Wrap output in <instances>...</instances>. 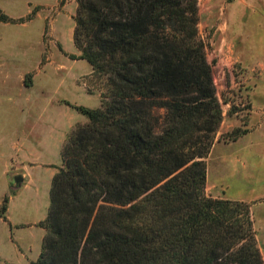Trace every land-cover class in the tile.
Instances as JSON below:
<instances>
[{"label": "trees", "instance_id": "16d2710c", "mask_svg": "<svg viewBox=\"0 0 264 264\" xmlns=\"http://www.w3.org/2000/svg\"><path fill=\"white\" fill-rule=\"evenodd\" d=\"M74 19L71 56L102 88L96 107L70 103L86 120L62 145L31 264H264L250 202L205 192L222 108L197 0H77Z\"/></svg>", "mask_w": 264, "mask_h": 264}, {"label": "rangeland", "instance_id": "374dc122", "mask_svg": "<svg viewBox=\"0 0 264 264\" xmlns=\"http://www.w3.org/2000/svg\"><path fill=\"white\" fill-rule=\"evenodd\" d=\"M75 4L0 0L12 18L0 19V204L7 194L10 218L0 221V264H31L38 255L45 232L39 221L55 171L48 162L62 161L59 137L86 120L70 103L99 104L101 78L88 73L85 58L71 56L80 52L73 41ZM197 6L222 108L206 157L205 192L251 198L259 226L264 203L252 199L264 194V0H197ZM236 125L248 131L236 140L217 139ZM5 159L16 164L8 175ZM22 172L24 179L16 181Z\"/></svg>", "mask_w": 264, "mask_h": 264}, {"label": "crops", "instance_id": "0c3cea01", "mask_svg": "<svg viewBox=\"0 0 264 264\" xmlns=\"http://www.w3.org/2000/svg\"><path fill=\"white\" fill-rule=\"evenodd\" d=\"M75 2H76V4H75V9H76V6H77V0H75ZM90 71H91V69L89 70V72L88 73H90ZM85 121V120H84ZM84 121H77V122H84ZM76 123V122H75ZM74 123V124H75ZM73 124V125H74ZM72 125V126H73ZM72 126H71V128H72ZM70 128V129H71ZM70 131V130H69ZM68 131V132H69ZM68 134V133H67ZM245 134V133H244ZM244 134H242V135H244ZM241 135V136H242ZM67 137V136H66ZM240 137V136H239ZM60 139H59V142H60V146H59V149H61V147H62V145H63V143H64V141H65V139L66 138H64V136H60L59 137ZM236 140V139H235ZM215 142V141H214ZM227 142V141H226ZM214 144V143H213ZM12 161V160H11ZM61 162L62 161H60V162H58L57 164H55V163H53V162H48V163H50V165H54V169H55V171L54 170H52L53 172L51 173V178H52V176H53V174L56 172V170L58 169V166H60L61 165ZM13 164V165H12ZM16 164L13 162V163H11L9 160H7V159H5L4 160V162H3V173H7V175H8V173L10 172V168L11 167H13V166H15ZM18 165V164H17ZM24 174H25V172H22V179L21 180H23L24 179ZM207 177H208V174H207ZM20 180V181H21ZM212 195H214V196H220V195H218V193H211ZM223 197H228V198H232V199H241V200H246V201H250L249 199H251V198H244V197H241V196H229V195H227V194H225V196H223ZM257 199V200H256ZM252 200H254L253 202H254V205L256 204V205H258L259 203H264V194L263 195H259L258 197H256V198H254V199H252ZM251 200V201H252ZM8 205H7V208H6V211H5V218L4 217H0V221H10V218H9V214L7 213V211H8ZM251 210H252V217H253V223H254V227H255V230H256V239H257V243H258V246H259V249H260V252H261V254H262V257H263V260H264V217L263 218H261L260 217V219H258V223H259V226L257 225V221H256V218H255V215H254V212H253V205H252V208H251ZM28 221V220H27ZM257 227L259 228V232H258V229H257ZM33 259H35V258H33Z\"/></svg>", "mask_w": 264, "mask_h": 264}, {"label": "water", "instance_id": "95a60500", "mask_svg": "<svg viewBox=\"0 0 264 264\" xmlns=\"http://www.w3.org/2000/svg\"><path fill=\"white\" fill-rule=\"evenodd\" d=\"M21 179H22V176H21V175H16V176H15V180H16V181H20Z\"/></svg>", "mask_w": 264, "mask_h": 264}]
</instances>
